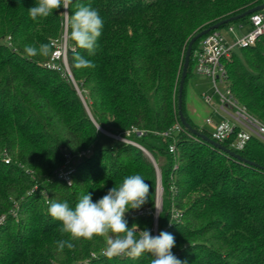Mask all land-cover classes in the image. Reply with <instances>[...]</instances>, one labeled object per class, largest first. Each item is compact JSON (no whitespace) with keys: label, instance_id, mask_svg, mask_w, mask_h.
<instances>
[{"label":"trees","instance_id":"16d2710c","mask_svg":"<svg viewBox=\"0 0 264 264\" xmlns=\"http://www.w3.org/2000/svg\"><path fill=\"white\" fill-rule=\"evenodd\" d=\"M35 3L0 0V217L5 216L0 264H150L149 254L107 259L102 237L73 241V249L58 251L55 242L67 237L47 208L50 200L74 207L87 192L96 201L123 177L139 173L150 186L141 209L150 213L126 219L129 227L150 230L158 171L163 191L157 235L175 236L172 251L178 259L185 264H264V143L253 138L237 151L256 166L187 130L162 136L181 123L178 87L189 40L258 0H73L70 13L77 4L90 5L104 26L93 56L67 34L70 76L47 68L50 56L25 54V45L52 43L66 31L60 12L30 19L28 9ZM250 15L218 29L248 23ZM205 36L193 45L186 81ZM74 52L95 68L76 69ZM227 70L234 95L264 122V39L241 48V54L235 51ZM183 112L212 138L188 114L184 92ZM66 160L73 161L64 168L71 186L59 172Z\"/></svg>","mask_w":264,"mask_h":264},{"label":"clouds","instance_id":"9594fccd","mask_svg":"<svg viewBox=\"0 0 264 264\" xmlns=\"http://www.w3.org/2000/svg\"><path fill=\"white\" fill-rule=\"evenodd\" d=\"M72 4L73 0H36L35 5L28 9V15L36 21L51 16L54 11L60 12L70 41L77 48L85 50L88 56H93L99 47L103 18L97 9L85 4H77L74 13H70ZM24 51L28 57H48L53 52V45L51 42L38 47L25 45ZM73 61L78 70L95 68V63L79 52L73 53ZM72 183L68 181L69 186ZM149 196V184L141 174L135 173L123 177L119 184L108 189L96 201H93L90 192L81 195L74 207L66 200H50L47 212L52 219L60 222L58 231L67 237L55 242L57 250L73 249V241H91L95 237H102L105 238L102 254L109 260L118 257L137 260L149 254L152 257L150 264H185L172 251L176 246L173 234L160 231L158 235H152L149 229L140 230L136 224L129 227L126 213L141 209ZM156 209L158 216L160 211Z\"/></svg>","mask_w":264,"mask_h":264},{"label":"built area","instance_id":"2783aa9c","mask_svg":"<svg viewBox=\"0 0 264 264\" xmlns=\"http://www.w3.org/2000/svg\"><path fill=\"white\" fill-rule=\"evenodd\" d=\"M261 3L264 0H258V4ZM237 26L240 30L247 27L248 31L238 35L234 24L225 29H216L200 41L193 54L194 72L206 77L213 84V94H204L206 102L213 106V113L220 117L218 121L213 117L206 118V124L212 127V139L221 144L229 143L230 149L235 152L243 150L253 138L264 143V122L253 115L234 95L228 82L227 70V63L237 48H245L264 39V9L252 13L248 23H238ZM223 30L232 36L231 39L227 38ZM67 40L66 36L65 39L52 42L53 52L44 63L47 68L62 70L63 65L68 66ZM185 130L176 121L170 129L162 132V136L170 137ZM118 138L128 141L120 136ZM174 150L175 146L171 145L170 151ZM138 212L143 213L142 210ZM178 215L176 213L175 218ZM3 219L4 216H1L0 223Z\"/></svg>","mask_w":264,"mask_h":264},{"label":"rangeland","instance_id":"374dc122","mask_svg":"<svg viewBox=\"0 0 264 264\" xmlns=\"http://www.w3.org/2000/svg\"><path fill=\"white\" fill-rule=\"evenodd\" d=\"M237 24L238 23H234L236 32L238 35H241L245 33L246 31H248L247 27L243 30H240ZM223 32L225 33V30H223ZM225 34L228 39H231L232 36L228 32H226ZM66 36H67V32L65 31L62 37L59 39V41L62 39H65ZM236 52L238 54H241V49L237 48ZM62 70L65 71L67 75L69 76L71 75L68 66L63 65ZM184 93H185V99L187 103L186 106L188 107L187 111H189V114L191 115V118L194 121V123L200 128H206L208 131H212V127L206 124V118L213 117L216 121L220 120V117L213 113V106L207 103L204 97V94H208V95L213 94L212 82L206 77L198 75L194 72L191 76L188 77L187 81L185 82ZM115 137L118 138V135ZM68 162L71 164V162L73 161L66 160V162L63 165H61V167H59L60 176L65 180L67 184H68V181L70 180L69 179L70 173L64 172V168L68 165ZM162 191H163V187L161 184V177H160V184L157 185V198H156L155 215H154V226L152 229H150V231L153 232L154 235H157V223H158L157 222L158 216H157L156 208H158L159 211L162 208ZM139 210H142L143 213H139L138 212ZM139 210H134V211L131 210L128 213H126V215L136 216V215H143L147 212V210L145 209H139ZM147 213H150V211ZM176 213L178 212L174 213V217H176ZM177 217H179V215ZM4 219H5V216H4Z\"/></svg>","mask_w":264,"mask_h":264},{"label":"water","instance_id":"95a60500","mask_svg":"<svg viewBox=\"0 0 264 264\" xmlns=\"http://www.w3.org/2000/svg\"><path fill=\"white\" fill-rule=\"evenodd\" d=\"M264 9V3L261 4H257L256 6H253L243 12H241L240 14H237L235 16H231L227 19H223L220 20L218 22H216L215 24H212L210 26H208L205 29H202L201 31H199L198 33H196L194 36H192V38L189 40L186 52H185V56H184V63L182 66V72H181V77L179 80V87H178V109H179V115H180V120L181 123L183 125V127L190 133L195 134L196 136L201 137L202 139H204L205 141H207L208 143H210L211 145H213L214 147L220 149L221 151L229 154L231 157H234L236 159H238L241 162L250 164V165H256L258 166L257 163L244 158L241 154L235 152L234 150L226 147L225 145L217 142L216 140L212 139L211 137L205 135L204 133H202L200 130H198L197 128H195L193 125H191L183 112V92H184V86H185V82H186V78H187V71H188V67L190 64V59H191V55H192V51H193V45L194 43L200 39L201 37L207 35L210 31L215 30L220 28L222 25H224L225 23H228L230 21L245 17L247 15H250L256 11L262 10ZM145 151V149H143ZM147 153V155L153 160L152 156L149 154V152L145 151ZM158 184H160V175H159V171H158Z\"/></svg>","mask_w":264,"mask_h":264},{"label":"crops","instance_id":"0c3cea01","mask_svg":"<svg viewBox=\"0 0 264 264\" xmlns=\"http://www.w3.org/2000/svg\"><path fill=\"white\" fill-rule=\"evenodd\" d=\"M186 105H187V103H186ZM186 108H188L187 106H186ZM190 111H191V109H190ZM188 114H189V111H188ZM190 115V114H189ZM190 117H191V115H190Z\"/></svg>","mask_w":264,"mask_h":264}]
</instances>
